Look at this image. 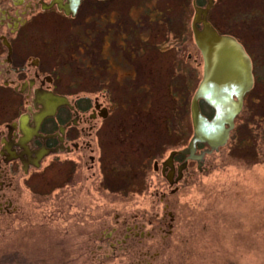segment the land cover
Masks as SVG:
<instances>
[{
	"label": "flooded vegetation",
	"instance_id": "1",
	"mask_svg": "<svg viewBox=\"0 0 264 264\" xmlns=\"http://www.w3.org/2000/svg\"><path fill=\"white\" fill-rule=\"evenodd\" d=\"M229 5L230 0H0V171L21 167L29 174L48 158L93 151L87 139L125 123L129 149L144 148L155 172L179 189L190 169L199 167L181 153L194 137L192 102L203 78L195 31L205 25L195 21L198 11L218 34L244 48L254 75L256 58L241 39L246 36L235 33L250 28L253 12L244 10L233 25ZM200 105L202 111L211 108Z\"/></svg>",
	"mask_w": 264,
	"mask_h": 264
},
{
	"label": "rangeland",
	"instance_id": "2",
	"mask_svg": "<svg viewBox=\"0 0 264 264\" xmlns=\"http://www.w3.org/2000/svg\"><path fill=\"white\" fill-rule=\"evenodd\" d=\"M229 7L233 25L253 12L235 33L256 58V87L228 144L177 190L144 148L129 149L125 123L87 139L93 151L29 174L1 168L0 264H264V0Z\"/></svg>",
	"mask_w": 264,
	"mask_h": 264
},
{
	"label": "water",
	"instance_id": "3",
	"mask_svg": "<svg viewBox=\"0 0 264 264\" xmlns=\"http://www.w3.org/2000/svg\"><path fill=\"white\" fill-rule=\"evenodd\" d=\"M202 13L205 12L198 11L195 21L202 22L205 29L195 31V38L204 59L203 78L192 102L194 137L181 152L197 160L199 169L205 155L218 152L228 144L236 119L243 112L245 96L254 88L253 65L244 48L234 38L218 34L201 19ZM201 101L214 110L212 118L203 113ZM199 144L207 148L195 155Z\"/></svg>",
	"mask_w": 264,
	"mask_h": 264
},
{
	"label": "trees",
	"instance_id": "4",
	"mask_svg": "<svg viewBox=\"0 0 264 264\" xmlns=\"http://www.w3.org/2000/svg\"><path fill=\"white\" fill-rule=\"evenodd\" d=\"M255 87H256V85H255ZM254 89H255V88H254ZM250 94H251V93H250ZM250 94H249V95H250ZM249 95H248V96H249ZM207 108H209V107H207ZM210 110H211L210 114H206V113L204 112V109H203V113L206 114V115H209V117L211 116L210 118H212V116H213V114H214V111H213V109H211V108H210ZM240 117H241V115L238 117V119H240ZM251 141H253V140L250 139V142H251ZM199 145H200V148L206 146V145H201V144H199Z\"/></svg>",
	"mask_w": 264,
	"mask_h": 264
}]
</instances>
